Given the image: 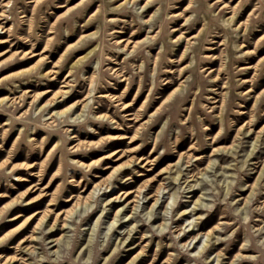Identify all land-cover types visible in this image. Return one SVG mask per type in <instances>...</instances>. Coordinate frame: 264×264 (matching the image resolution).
Returning <instances> with one entry per match:
<instances>
[{
	"label": "clouds",
	"instance_id": "9594fccd",
	"mask_svg": "<svg viewBox=\"0 0 264 264\" xmlns=\"http://www.w3.org/2000/svg\"><path fill=\"white\" fill-rule=\"evenodd\" d=\"M0 201V264H264V0H0Z\"/></svg>",
	"mask_w": 264,
	"mask_h": 264
},
{
	"label": "rangeland",
	"instance_id": "374dc122",
	"mask_svg": "<svg viewBox=\"0 0 264 264\" xmlns=\"http://www.w3.org/2000/svg\"><path fill=\"white\" fill-rule=\"evenodd\" d=\"M29 195H32V194L30 193ZM0 202H2V201H0Z\"/></svg>",
	"mask_w": 264,
	"mask_h": 264
}]
</instances>
